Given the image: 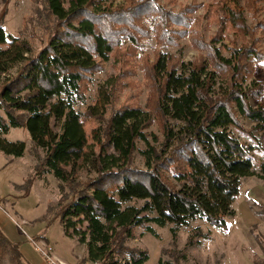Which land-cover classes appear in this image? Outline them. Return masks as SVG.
Masks as SVG:
<instances>
[{
  "label": "trees",
  "instance_id": "obj_1",
  "mask_svg": "<svg viewBox=\"0 0 264 264\" xmlns=\"http://www.w3.org/2000/svg\"><path fill=\"white\" fill-rule=\"evenodd\" d=\"M65 1L44 0V13L56 25L36 55L28 41L0 26V151L13 159L24 157L26 144L6 136L12 129L29 131L33 145L44 152L34 174L59 181L61 224L68 237L84 246L83 264H146L149 253L129 243L137 228L157 235L149 223L172 225L175 242L193 222L227 229L242 179L264 177V162L256 158H263L264 151L241 121L244 117L264 130V107L251 103L264 94V82L248 87L257 66L264 64V20H259L264 0H242L254 20L246 30L232 25L228 0H187L179 10L167 8L178 0H125L116 9L109 0H68V8ZM200 9L206 16H197ZM205 18L218 27L209 43L192 28ZM145 20L149 26L144 27ZM232 30L242 45L233 41L226 57L217 44ZM187 37L205 55L187 63L157 51L144 71L152 103L143 107L134 98L110 113L117 91L129 86L115 87L123 79L118 77L111 82L112 91L100 88L93 104L81 109L92 76L103 69L100 63L124 40L133 45L122 56L127 77L134 74L132 63L145 39L155 38L167 49ZM93 120L100 125L88 133L86 125ZM155 123L162 139L147 132ZM136 152L143 156L145 170L134 167ZM88 164L96 176L84 182L80 173ZM202 238L209 234L193 228L186 247ZM0 264H30L22 245L12 242L1 226ZM157 264L170 262L161 258Z\"/></svg>",
  "mask_w": 264,
  "mask_h": 264
},
{
  "label": "rangeland",
  "instance_id": "obj_2",
  "mask_svg": "<svg viewBox=\"0 0 264 264\" xmlns=\"http://www.w3.org/2000/svg\"><path fill=\"white\" fill-rule=\"evenodd\" d=\"M219 1L203 0L201 2ZM161 2L164 4V0ZM65 3L68 8V0ZM124 3L125 0L108 1V4L113 5L115 9ZM187 3V0H178V4L167 6V8L179 10L180 5ZM44 8V0H0V26L7 33L28 41L34 55L47 45L49 32L56 25L54 18L52 20L47 18ZM261 8L259 20H264V4L261 5ZM225 9L233 26L246 30L254 22L242 0H228ZM198 15L203 17L206 16V13L200 9ZM199 22L192 28L198 31L207 43L211 42L218 31L217 25L211 18H205ZM139 23L141 24V22ZM143 24L146 27V25H150V22L145 20ZM47 25H50L48 29ZM236 33L237 31L233 30L228 32L227 38L217 44V48L222 51L223 56H230L229 49L232 48L233 41L236 40L235 46L241 47L242 39L235 38ZM132 46L130 42L124 40L122 46L116 48L108 61L100 63L103 69L92 76L87 91V104L81 107L82 110L85 111L88 106L93 104L100 88L112 91L111 82H113V78L118 77L123 79H120L115 87L119 89L127 83L129 86L122 87V92L117 91L118 98L109 112L111 113L113 108L132 103L134 98H137L140 104L146 107L149 102H152L148 79L144 71L147 62L154 61L157 51L166 50L173 56H181L187 63L205 55L203 51L192 46L190 37L180 40L177 46L167 49H163L155 38H147L142 42L136 58L133 60L132 71L134 74L125 77L122 56ZM261 47L264 50V41ZM20 67L21 65L12 69L11 76H16ZM257 81L264 82V64L257 66L254 76L248 82V87ZM219 86L221 84H218L217 88ZM251 103L255 108L264 107V94L259 99L251 98ZM0 114L3 115V112L0 111ZM106 117H109V113ZM241 121L247 130H253L264 151V130L255 129L257 124L244 117H241ZM52 124L54 131L59 132L58 123L54 120ZM172 124L178 125L177 122ZM99 125L98 121L93 120L86 125V129L90 133ZM147 132L162 139L157 123ZM6 139L11 142L22 141L26 144L27 149L24 157L18 159H13L0 151V208L4 210L3 223L16 229L18 234L27 239L26 250L32 258L46 262L43 254L37 250V246L46 251L48 250L46 248L49 247L52 251L51 257L55 256L63 264H83L84 246L76 238L68 237L61 224L62 192L59 181L52 175H47V181L40 180L34 174V168L43 159L44 152L33 145L27 129H12ZM138 148L145 150L146 144L139 142ZM263 155L264 153L262 154L263 158L259 155L256 157L260 164L264 162ZM133 165L140 170L146 169L145 160L139 152L134 154ZM95 176L96 173L91 164H88V168L80 173V179L84 182ZM67 192L69 191L67 190ZM142 204V201L138 202V205ZM232 208L235 211V216L227 219V229L225 230H219L205 222L197 221L191 223L190 227L182 229L175 242L171 234L172 225L161 228L154 223H149L147 226L153 228L157 235H153L145 227L137 228L135 239L130 241L129 247L147 251L150 259L146 264H157L161 258L169 261L170 264H264V177L259 174L242 179L240 193ZM85 226L86 224L82 225L83 228ZM196 227H200L205 234L208 233L209 238L199 239L201 240L200 244L197 242L192 247H186L190 232ZM183 255H186V259H180ZM27 260L32 264L31 259L27 258ZM85 264L93 263L86 260Z\"/></svg>",
  "mask_w": 264,
  "mask_h": 264
},
{
  "label": "crops",
  "instance_id": "obj_3",
  "mask_svg": "<svg viewBox=\"0 0 264 264\" xmlns=\"http://www.w3.org/2000/svg\"><path fill=\"white\" fill-rule=\"evenodd\" d=\"M3 213L4 210L0 208V226L2 227L5 234H7L9 239L14 243H19L22 245V251L24 255L26 256V258L31 259L32 264H47L46 262H41L39 260L32 258L31 255L27 253L28 251L26 250V246H25V242H27V239H25L20 234H18L16 229L10 228L3 223V218H4Z\"/></svg>",
  "mask_w": 264,
  "mask_h": 264
},
{
  "label": "built area",
  "instance_id": "obj_4",
  "mask_svg": "<svg viewBox=\"0 0 264 264\" xmlns=\"http://www.w3.org/2000/svg\"><path fill=\"white\" fill-rule=\"evenodd\" d=\"M46 249H48V250L47 251L43 250L39 246H37V250H39L43 254V256L45 257V259L48 262V264H63L61 262V260L57 259L55 256L51 257L52 251H51V249L49 247H47Z\"/></svg>",
  "mask_w": 264,
  "mask_h": 264
}]
</instances>
